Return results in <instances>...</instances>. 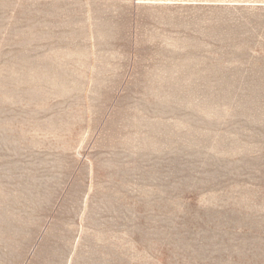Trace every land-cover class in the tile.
<instances>
[{
	"label": "rangeland",
	"instance_id": "374dc122",
	"mask_svg": "<svg viewBox=\"0 0 264 264\" xmlns=\"http://www.w3.org/2000/svg\"><path fill=\"white\" fill-rule=\"evenodd\" d=\"M0 264H264V0H0Z\"/></svg>",
	"mask_w": 264,
	"mask_h": 264
}]
</instances>
